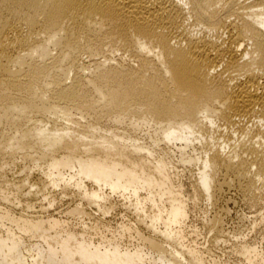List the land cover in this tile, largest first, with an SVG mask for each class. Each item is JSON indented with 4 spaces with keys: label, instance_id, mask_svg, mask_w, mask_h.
Listing matches in <instances>:
<instances>
[{
    "label": "bare ground",
    "instance_id": "1",
    "mask_svg": "<svg viewBox=\"0 0 264 264\" xmlns=\"http://www.w3.org/2000/svg\"><path fill=\"white\" fill-rule=\"evenodd\" d=\"M0 159V264H223L184 228L233 188L264 208V0H0Z\"/></svg>",
    "mask_w": 264,
    "mask_h": 264
},
{
    "label": "rangeland",
    "instance_id": "2",
    "mask_svg": "<svg viewBox=\"0 0 264 264\" xmlns=\"http://www.w3.org/2000/svg\"><path fill=\"white\" fill-rule=\"evenodd\" d=\"M0 163H2L1 159ZM20 168L21 167L19 166H12L3 171L1 175L4 174L3 176H6L12 182H15L17 177H19L18 174L21 170ZM177 170L180 175V180L184 184V192L188 193L187 191L189 189L187 183L189 182V176L191 175V172L192 174H196L197 170L190 169L189 171L188 169H184L182 167L177 168ZM186 178H188V180ZM6 190L12 192L10 189ZM26 190L28 191V189L25 188L24 193L27 192ZM51 191L52 190H50L49 193L46 192L48 194L45 195L48 198L51 197V199L54 201V206L49 210L51 214L57 215L58 212H65L69 209V207L73 208L79 203L77 197L74 195L63 197L59 194L58 190L52 191L53 193ZM25 199H28L33 205H35V211H39L40 206L42 205L46 207V202L43 201L40 194H38V196L31 195L24 197V200ZM249 199V197L233 188L231 190L224 191L218 198L216 205H207L202 201H199L195 207L190 205L189 211L191 213H189V221H186V227L184 228L188 243H192L194 241L196 246H198L200 249H206L210 258L219 259L223 264H245V262L241 260L233 251V245L240 239H244L245 241L247 240L249 243L256 245L260 252H264V226L252 228L254 226L253 223L257 219L258 215L260 213H264V208L262 209L261 205L259 206L255 205L254 203H250L251 201ZM112 201L113 207L115 208V212H113L111 219L109 218V220H111L113 223L112 226H116L117 223L123 220L131 221L132 218L127 213L128 211L123 205L124 201L117 197L113 198ZM83 207L86 208L87 211L95 213V209L93 207L88 208L86 205ZM205 210L208 212V217L212 218V216L218 215L219 219L221 220V228L224 232V236L220 239V241H215L216 239H214V236L216 235L214 232H210V229L202 222ZM124 215L126 216L123 218ZM131 222L133 223V221ZM193 230H195L196 233H194Z\"/></svg>",
    "mask_w": 264,
    "mask_h": 264
}]
</instances>
